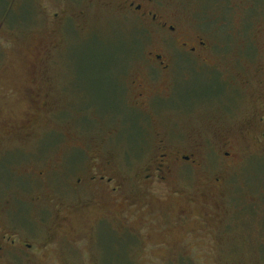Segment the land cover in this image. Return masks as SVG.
<instances>
[{"label": "rangeland", "instance_id": "374dc122", "mask_svg": "<svg viewBox=\"0 0 264 264\" xmlns=\"http://www.w3.org/2000/svg\"><path fill=\"white\" fill-rule=\"evenodd\" d=\"M119 2L0 0V131L33 130L0 149L19 158L14 175L13 158L0 162V211L14 214V195L21 221L45 209L46 239L67 219L61 255L46 250V264H264V159L238 154L244 139L224 149L216 138L252 114L264 0H225L222 13L219 1L161 0L185 31L228 41L211 69L178 62L163 33ZM156 54H171L173 67L161 72ZM208 72L215 79L204 83ZM30 94L46 95V123L29 117ZM219 98L224 105L204 101ZM97 153L110 160L107 188L87 181L101 174ZM158 154H193L199 166L177 160L163 175Z\"/></svg>", "mask_w": 264, "mask_h": 264}, {"label": "flooded vegetation", "instance_id": "af4514ba", "mask_svg": "<svg viewBox=\"0 0 264 264\" xmlns=\"http://www.w3.org/2000/svg\"><path fill=\"white\" fill-rule=\"evenodd\" d=\"M119 1L121 8L132 13L143 25L163 33V35L166 37V48L173 49L174 52L176 51L180 54L178 57V62H181V60L187 61L190 66L193 65L202 67L204 65L211 69L213 67L212 59L217 58L215 55H211V53L218 52L216 50L224 51L223 48L228 47V41L226 40L215 43L209 36H204L201 34L202 32L199 33L200 30L185 31L182 29L179 24V20L176 17L166 15L161 0ZM207 1L208 3H211V0H204L205 3ZM213 1H219L218 6L221 9L220 13L225 11V0ZM262 1L263 0H259V2H256L255 4H259ZM208 8H210V4L204 5L203 3L200 12L203 9L202 13H205ZM261 27L262 31L264 32V21ZM206 35H211V33H207ZM260 52L262 56L258 57L259 61L256 62L252 72V114L248 118L247 123L239 126L234 133H216V138L219 140L224 149H227L232 143H238L237 140L239 138L244 139L248 145L245 147L238 146L236 149L237 153L250 155L255 157V159H259L260 157L264 159V39L262 40L260 46ZM167 56L168 59L164 60L162 55L156 54L151 59V62L156 64V67L163 73L167 72L170 67H173V62L170 64L172 55L170 54ZM243 58L251 59L252 57L244 56ZM203 75L202 82L204 83L215 79L212 77L213 72L204 73ZM41 80L43 83V80H46V78H40V81ZM216 80L218 84H221L222 86L226 85L225 80H221L220 78H217ZM134 85L137 91L136 100L140 104H142V101L146 102L149 97L146 95L144 83L137 80L134 82ZM175 89L176 88L174 87L172 91ZM32 96L34 97L32 98V101H35V103H33L34 113L29 114V117L32 119L36 117L38 119V117L42 116V121L46 123V95L44 96L42 94H37ZM234 99L236 98L234 97ZM200 101L203 102V100ZM204 101L219 106L224 105L220 98L212 101ZM222 110L224 109L222 108ZM26 131L25 127L21 129L7 128L5 131H0V149L5 144H7V142H18L31 138L33 135L32 126H28ZM250 147L253 148L254 151H249ZM223 154L226 157L230 156V153L227 151H224ZM97 155L100 154L97 153L96 156ZM10 157L13 159L9 161L6 166L11 168V174L14 175L13 165L19 159L17 153L10 151L1 152L0 162L4 159H9ZM191 157L194 159L193 154H190V156H180L174 158L168 157L166 154H158L155 158L156 161L158 163L162 162L164 164L158 165V168H155V171H158L163 175H168L172 170L171 167L176 163L177 160L183 161L184 164L182 165H186L190 169L199 166L195 165V162L193 161L190 163ZM93 159L101 160V163L98 165V167H101V174L98 177H96V175H92L87 179V181L90 183L96 181L98 182V186L100 188H107L111 184L112 179L106 178L103 172L109 173L111 169L109 157L97 156V158ZM44 175H46V165L44 166L43 170L38 172L37 178L39 176L38 179L42 180ZM161 179H164V176L163 178L161 176ZM23 180L26 181L27 186L29 184L28 180ZM80 181H82V179H78L79 183ZM14 186L17 187L18 185L15 184ZM39 201L40 197L33 199L31 198V203H38ZM11 202H13V204L15 203L16 206L12 216H8L3 211H0V264H46V250L48 249H52L53 251L56 250L58 255H61L64 242H62L61 238L58 239L57 235L60 233L62 235L66 234L63 229L65 224H67V219H65V217L58 219V223H55L54 225L55 231L50 233V236H48L46 239V210L42 209L41 214L38 216L36 222L33 221V219L29 216L28 211L26 217L29 222H24L21 221V218L19 217V201L17 195L13 196ZM35 225H37V230H35ZM109 233L113 235L112 232Z\"/></svg>", "mask_w": 264, "mask_h": 264}, {"label": "trees", "instance_id": "16d2710c", "mask_svg": "<svg viewBox=\"0 0 264 264\" xmlns=\"http://www.w3.org/2000/svg\"><path fill=\"white\" fill-rule=\"evenodd\" d=\"M6 6V5H5ZM127 240V238H125V239H120V241L119 242H123V241H126ZM126 259H127V257H126ZM128 261H129V259H127Z\"/></svg>", "mask_w": 264, "mask_h": 264}]
</instances>
